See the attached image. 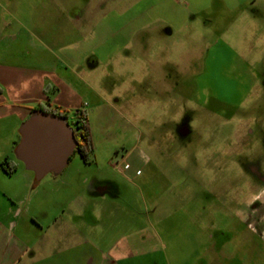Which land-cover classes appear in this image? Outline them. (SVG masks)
Masks as SVG:
<instances>
[{
  "label": "rangeland",
  "instance_id": "rangeland-1",
  "mask_svg": "<svg viewBox=\"0 0 264 264\" xmlns=\"http://www.w3.org/2000/svg\"><path fill=\"white\" fill-rule=\"evenodd\" d=\"M54 1L68 7L0 0V18L13 28L19 16L38 18V46L66 48L73 59L60 71L85 96L87 172L121 191L91 198L100 210L91 219L101 217L94 235L153 227L170 264H190L208 247L210 215L227 237L242 228L233 210L264 177V0H76L88 17L52 36ZM73 118L71 110V127ZM80 161L76 152L68 167Z\"/></svg>",
  "mask_w": 264,
  "mask_h": 264
},
{
  "label": "crops",
  "instance_id": "crops-1",
  "mask_svg": "<svg viewBox=\"0 0 264 264\" xmlns=\"http://www.w3.org/2000/svg\"><path fill=\"white\" fill-rule=\"evenodd\" d=\"M66 2L63 9L59 2L50 4L57 12L49 15L56 28L52 36L77 30L88 17L84 7L75 12L76 0ZM14 21L13 28L11 20L0 18V264H170L168 244L153 227H136L108 240L94 235L101 217L91 219L99 210L91 198L106 200L121 191L109 188L114 181L87 172L93 159H81L83 167L74 170L67 164L62 172L36 181L17 157L20 128L34 112L85 110L87 104L82 90L60 71L73 64L67 49L38 46V18L31 24L20 16ZM234 211L239 215L232 220L242 228L227 237L215 229L218 221L211 214L208 247L195 252L190 264H264V187L252 188Z\"/></svg>",
  "mask_w": 264,
  "mask_h": 264
},
{
  "label": "water",
  "instance_id": "water-1",
  "mask_svg": "<svg viewBox=\"0 0 264 264\" xmlns=\"http://www.w3.org/2000/svg\"><path fill=\"white\" fill-rule=\"evenodd\" d=\"M20 133L15 153L35 173L36 181L49 173L62 172L77 146L68 120L43 111L34 112L22 124Z\"/></svg>",
  "mask_w": 264,
  "mask_h": 264
},
{
  "label": "trees",
  "instance_id": "trees-1",
  "mask_svg": "<svg viewBox=\"0 0 264 264\" xmlns=\"http://www.w3.org/2000/svg\"><path fill=\"white\" fill-rule=\"evenodd\" d=\"M41 111L45 113H50V114L60 116L67 120L69 118V112H70V110H66V109L49 110L45 108H42ZM73 112H74V118H73L72 129L74 130L75 138L77 140V146L75 148L74 153L78 152L81 156V159L84 162L88 163L91 161V154L93 152V141L91 137L90 126L88 123V116L84 109H76ZM20 140H21V136H20V139L16 142V147L19 144ZM70 160H71V157L69 161ZM6 172L11 174L12 170L9 168H6Z\"/></svg>",
  "mask_w": 264,
  "mask_h": 264
},
{
  "label": "snow or ice",
  "instance_id": "snow-or-ice-1",
  "mask_svg": "<svg viewBox=\"0 0 264 264\" xmlns=\"http://www.w3.org/2000/svg\"><path fill=\"white\" fill-rule=\"evenodd\" d=\"M215 79L218 81V84L220 85H227L228 83H230L222 75L219 74H216Z\"/></svg>",
  "mask_w": 264,
  "mask_h": 264
},
{
  "label": "flooded vegetation",
  "instance_id": "flooded-vegetation-1",
  "mask_svg": "<svg viewBox=\"0 0 264 264\" xmlns=\"http://www.w3.org/2000/svg\"><path fill=\"white\" fill-rule=\"evenodd\" d=\"M185 130V129H184ZM260 181H257L254 185V187L263 186L264 187V177L262 179L259 178Z\"/></svg>",
  "mask_w": 264,
  "mask_h": 264
},
{
  "label": "built area",
  "instance_id": "built-area-1",
  "mask_svg": "<svg viewBox=\"0 0 264 264\" xmlns=\"http://www.w3.org/2000/svg\"><path fill=\"white\" fill-rule=\"evenodd\" d=\"M126 167H128V165H126Z\"/></svg>",
  "mask_w": 264,
  "mask_h": 264
}]
</instances>
